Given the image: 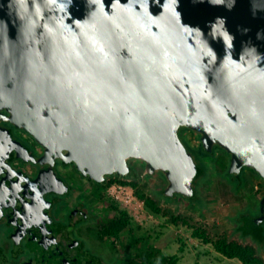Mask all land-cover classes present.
Masks as SVG:
<instances>
[{
  "label": "flooded vegetation",
  "instance_id": "obj_1",
  "mask_svg": "<svg viewBox=\"0 0 264 264\" xmlns=\"http://www.w3.org/2000/svg\"><path fill=\"white\" fill-rule=\"evenodd\" d=\"M193 27L203 28L204 32L189 35ZM213 41L220 46L217 51L230 48L246 52L234 62L238 72L242 65H248L255 71L254 76H263L255 78L250 91L243 90L245 77L219 79L218 91L228 101L222 104L223 109L227 104L235 109L233 115L241 114V104L233 102L240 98L261 107L264 0H0V264H105L96 251L115 234L107 231L106 220L112 211L101 214L96 209L103 186L132 173L138 178L139 168L148 180L153 178L149 185L156 190L166 183L159 172L148 175L144 164L137 160H129L130 170L125 176L107 175L102 182L80 173L74 161L61 157L25 161L20 155L28 152L35 158L44 154L46 147L20 126L31 124L20 114L24 111L33 115L35 122L36 108H62L70 83L75 82L80 89L81 82L76 80L79 73L93 70L98 74L103 70L109 74L111 61L117 58L122 60L119 68L126 75L139 76L144 71L161 74L162 78L167 77V71L178 75L180 68L186 69L196 61L190 54L212 50ZM178 54V61H172ZM6 61L10 65L6 66ZM133 64L134 70L130 69ZM15 77L25 78L20 88ZM45 89L51 94L49 102H38L39 91L45 97ZM42 103L45 106H40ZM254 110L249 107L248 117L253 118ZM238 121L227 125L236 127L242 138L249 137L251 131ZM256 129L264 140V119L258 118ZM182 133L200 159L201 153H221L219 161L224 162V170L216 171L225 174L235 188L242 183L240 174L247 166L230 172V156L224 148L215 145L210 153L202 148L197 131L184 128ZM50 163L58 176L56 172L52 175ZM59 178L69 184L68 188L60 186L66 189L62 193L54 190ZM206 179V175L201 177L197 184L204 185ZM263 185L264 181L263 192L252 204L256 207H248L238 215L257 236L264 231V218L259 215ZM86 222L99 246L87 247L81 236Z\"/></svg>",
  "mask_w": 264,
  "mask_h": 264
},
{
  "label": "water",
  "instance_id": "obj_2",
  "mask_svg": "<svg viewBox=\"0 0 264 264\" xmlns=\"http://www.w3.org/2000/svg\"><path fill=\"white\" fill-rule=\"evenodd\" d=\"M191 31L189 35L194 36L204 29L193 27ZM219 47L213 41L212 50L200 49L203 52L197 56L190 54L196 61L186 69L180 68L178 75L167 71L165 78L151 71L139 76L126 75L119 68L120 58L111 61L109 74L103 70L98 74L93 70L79 73L76 80L81 82L80 89L75 82L70 83L62 108L61 105L38 107V113L34 110L33 122V115L24 113L21 107L20 116L27 118L31 127L23 123L20 126L32 132L46 147V152L35 158L26 152V156L20 155V158L39 162L44 156L53 160L61 157L74 161L80 173L100 182L111 174L125 176L130 170L129 160H137L144 164L148 175L157 172L163 175L165 196L193 199L197 195V181L205 169L183 136V129L190 128L200 134V144L205 151L211 153L215 145L226 150L230 156V172L247 166L264 178V140L256 129L258 118L264 119V104L257 108L254 101L235 99L233 102L241 104L242 112L233 115L232 107L225 104L229 109H223L222 104L228 101L218 91L219 79L245 77L247 83L242 82L243 90L250 91L249 85L255 78L263 76H254L255 71L248 65H242V71H237L234 62L245 55V51L230 48L217 51ZM178 58L179 54L172 61ZM216 68L224 71L219 73ZM130 69H136L135 65ZM14 79L20 88L25 78ZM44 94L42 97L39 91L38 102L46 99L49 102L50 91L45 89ZM249 107L255 108L253 118L248 117ZM234 116L242 127L251 131L249 137L242 138L236 127L227 125L239 122ZM228 127L233 129L229 131ZM49 169L52 175L56 172L53 163L49 164ZM61 185L69 186L66 180L59 178L54 190L64 192L66 189L60 188ZM44 199L47 202L45 196ZM259 215L264 218V197L260 200Z\"/></svg>",
  "mask_w": 264,
  "mask_h": 264
},
{
  "label": "rangeland",
  "instance_id": "obj_3",
  "mask_svg": "<svg viewBox=\"0 0 264 264\" xmlns=\"http://www.w3.org/2000/svg\"><path fill=\"white\" fill-rule=\"evenodd\" d=\"M188 144L191 147V144ZM219 154L221 153L202 156L201 153V159L198 157L206 163L208 169L209 163L212 168H210L212 174L208 175L207 182L202 184V194L205 197L203 209H199L195 204L185 200H169L159 196L156 194L155 186L149 185V181H153V178L148 180L147 177H144L141 168L136 173L138 178H135L132 173L122 179L125 182H122L121 179L111 180L109 184H106L107 186H103L101 201L96 204V209L101 214H106L111 210L118 216L126 211L132 220L121 234L109 236L101 245L94 233H91L89 222H86L82 226L84 230L81 236L87 247L100 245L96 252L105 264H141L139 256H135V253L129 255L128 249H124L128 246L139 247L140 243L145 248H152L151 250L160 249L167 256L175 255V264H242L236 258H227L214 251L211 243L205 237L214 241L218 237L229 235L234 239L241 240L239 238L241 233L236 232L238 223L233 218L248 207H256L252 204L257 203V199L263 192L261 185L264 179L257 174L258 177L252 168L246 167L240 174L242 183L239 182V186L237 185L235 188L234 183H228L225 174L216 171L224 170V164L220 169L217 166V161L222 157ZM205 156L206 160H202ZM68 171H71L70 168ZM132 181H136L137 185L134 186ZM114 185H126L133 191L142 205L139 209L138 206L135 208L136 216L134 210L112 195L110 190L108 191V188H115ZM139 193L153 198L158 211L155 212L147 208L144 201L137 195ZM196 232L205 236H199ZM135 234L136 236H134ZM243 241L257 244V241L248 235L244 236Z\"/></svg>",
  "mask_w": 264,
  "mask_h": 264
},
{
  "label": "trees",
  "instance_id": "obj_4",
  "mask_svg": "<svg viewBox=\"0 0 264 264\" xmlns=\"http://www.w3.org/2000/svg\"><path fill=\"white\" fill-rule=\"evenodd\" d=\"M200 152V149L198 150ZM210 154V153H208ZM198 157V156H197ZM202 162V161H201ZM204 165L205 172L201 177H204L205 175L209 177L211 175L210 166L209 169L207 168V165ZM224 164V162L217 161V166L221 167ZM212 169V168H211ZM210 172V174H209ZM209 175V176H208ZM200 177V178H201ZM199 178V179H200ZM122 182H125L121 179ZM134 186L137 185L136 181L131 182ZM202 182L197 184V195L193 199H186L181 196L175 198L176 200H185L188 203L195 204L196 207L199 209H203L205 206V200L204 195L202 194ZM242 185V184H241ZM158 195H160L163 198L166 199H172V197H165V195L162 192V188L156 190ZM141 198V200L144 201L147 208L150 210H153L155 212L158 211V208L156 206V201L148 196H145L144 194H137ZM126 213V215H125ZM132 219L129 216V213L126 211L122 212L121 216H118L115 212H111L109 215V218H107L106 222L109 226L107 229L108 232H111L113 234H118L122 232L127 226H129L130 221ZM234 221L238 223V226L236 228V232L238 231L241 233L240 239H234L229 235H223L221 237L216 238L214 241L208 240L207 237L205 239L211 243L214 251L217 253L227 257V258H236L242 262V264H264V250H263V244H264V231L262 236H257L258 234H254L251 231V229L246 226L242 220H239V216H235L233 218ZM199 236H205L204 234H200L196 232ZM250 236L251 239L254 241H257V244L253 243H245L243 241L244 236ZM136 236V234L134 235ZM136 244V243H135ZM137 246V245H136ZM129 255H132L135 253V256H139L141 260V264H175L176 258L175 255H165V253L160 250H151L152 248H145L143 246L134 247L131 248L128 246ZM124 249H122L124 251ZM126 253V252H125ZM126 253V254H128Z\"/></svg>",
  "mask_w": 264,
  "mask_h": 264
},
{
  "label": "built area",
  "instance_id": "obj_5",
  "mask_svg": "<svg viewBox=\"0 0 264 264\" xmlns=\"http://www.w3.org/2000/svg\"><path fill=\"white\" fill-rule=\"evenodd\" d=\"M113 187V186H112ZM115 188H108V191L110 190V193L117 197L119 200H122V202L130 207L132 210L135 212L136 216V210L135 208L138 206L141 207L142 205L138 201V199L135 197L134 193L132 190H130L126 185H114ZM138 211V210H137Z\"/></svg>",
  "mask_w": 264,
  "mask_h": 264
},
{
  "label": "clouds",
  "instance_id": "obj_6",
  "mask_svg": "<svg viewBox=\"0 0 264 264\" xmlns=\"http://www.w3.org/2000/svg\"><path fill=\"white\" fill-rule=\"evenodd\" d=\"M169 200H173V199H169ZM127 227H128V226H127ZM127 227H126V228H127ZM126 228H125V229H126ZM125 229H124V230H125ZM124 230H123V231H124ZM121 233H122V232H120V233H118V234H116V235L118 236V235H119V234H121ZM139 245H141V246H142V244H141V243H140Z\"/></svg>",
  "mask_w": 264,
  "mask_h": 264
},
{
  "label": "bare ground",
  "instance_id": "obj_7",
  "mask_svg": "<svg viewBox=\"0 0 264 264\" xmlns=\"http://www.w3.org/2000/svg\"><path fill=\"white\" fill-rule=\"evenodd\" d=\"M108 195V194H107ZM85 197H87V196H85ZM89 198V197H88ZM116 200V199H115Z\"/></svg>",
  "mask_w": 264,
  "mask_h": 264
}]
</instances>
